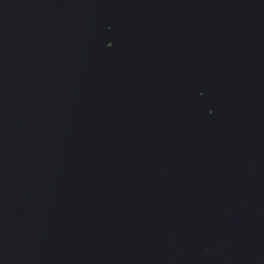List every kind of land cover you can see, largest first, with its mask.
Listing matches in <instances>:
<instances>
[{
	"label": "water",
	"instance_id": "obj_1",
	"mask_svg": "<svg viewBox=\"0 0 264 264\" xmlns=\"http://www.w3.org/2000/svg\"><path fill=\"white\" fill-rule=\"evenodd\" d=\"M0 264H264V0H0Z\"/></svg>",
	"mask_w": 264,
	"mask_h": 264
}]
</instances>
